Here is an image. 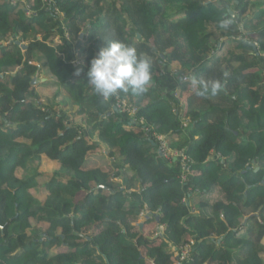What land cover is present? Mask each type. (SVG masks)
Instances as JSON below:
<instances>
[{
  "label": "trees",
  "instance_id": "trees-1",
  "mask_svg": "<svg viewBox=\"0 0 264 264\" xmlns=\"http://www.w3.org/2000/svg\"><path fill=\"white\" fill-rule=\"evenodd\" d=\"M109 40L151 59L146 93L88 84ZM193 78L222 87L196 89L184 123L174 91ZM153 132L188 157L187 182ZM192 241L190 264H264V0H0V264H174Z\"/></svg>",
  "mask_w": 264,
  "mask_h": 264
},
{
  "label": "clouds",
  "instance_id": "clouds-1",
  "mask_svg": "<svg viewBox=\"0 0 264 264\" xmlns=\"http://www.w3.org/2000/svg\"><path fill=\"white\" fill-rule=\"evenodd\" d=\"M230 20H225L222 27H228ZM82 68H77L79 76ZM88 84L102 98H111L119 93L142 95L148 91L152 82V61L130 44L119 40H109L90 62L87 71ZM191 87L199 89V95H215L222 87L220 81L204 83L193 78Z\"/></svg>",
  "mask_w": 264,
  "mask_h": 264
},
{
  "label": "built area",
  "instance_id": "built-area-1",
  "mask_svg": "<svg viewBox=\"0 0 264 264\" xmlns=\"http://www.w3.org/2000/svg\"><path fill=\"white\" fill-rule=\"evenodd\" d=\"M63 25V23H61ZM66 37L68 36L65 34ZM77 56V55H76ZM115 108L121 109L123 112H126L130 115L131 117V124L133 123L134 125L138 126H143L145 123L144 118H137L136 115L138 113V108L134 107L132 104H130L126 100H121L117 99ZM145 131H148L149 129L147 127H143ZM154 138L158 142V151L162 154V157L165 158L167 161L175 160L179 162L180 167L183 170V174L181 176L182 182H187L189 177H188V172L190 170L189 166V159L185 155L183 151H175L169 146V142L166 136L164 135H159L156 132H153ZM145 217L144 213L141 214V217ZM195 247V242L192 241L190 244H187L183 247H172L171 251L173 253V261L174 264H190L192 263V255H193V249Z\"/></svg>",
  "mask_w": 264,
  "mask_h": 264
},
{
  "label": "rangeland",
  "instance_id": "rangeland-1",
  "mask_svg": "<svg viewBox=\"0 0 264 264\" xmlns=\"http://www.w3.org/2000/svg\"><path fill=\"white\" fill-rule=\"evenodd\" d=\"M47 1V0H46ZM63 16V14H62ZM61 23H64L63 20H60ZM83 38V34L80 35V38ZM56 43H61L62 42V39L59 35L56 36L55 40H54ZM77 55V63H79L81 66L84 65L83 63V59H82V56L80 55V53L76 54ZM75 61V62H76ZM179 67L177 64H174L172 66L169 67L168 71L166 70L165 71V74L168 73V72H171L170 75H173L175 76L176 72H179ZM180 81H184V77H180ZM181 83L179 85H177V91H174V97L180 101L181 105L183 106V112H182V121L184 123H188L190 121V118H186V106H187V100L189 97H191L193 95V93L195 92L196 89H193L191 86H188L187 87V90L184 91L183 88H181ZM165 92L167 94V92H169L168 88L165 87ZM260 99H258V102L259 103ZM72 109V108H71ZM74 110V108H73ZM80 122V120H79ZM178 141V140H176ZM105 151V150H104ZM176 151V150H175ZM212 152V151H211ZM95 161L98 163V165L100 167H104L105 165L107 166L108 165V161L106 160L105 156H104V153L103 154H99V156H95L94 157ZM114 162V161H113ZM110 166V164L108 165ZM112 166L115 167L116 164L115 163H112ZM55 167L52 166L48 160V158L44 157L43 158V165H42V172L45 174L43 175L42 177H39L38 180L41 184H44L46 183L49 179H50V176L52 175V173L55 171ZM23 170H19L16 174L17 175H21ZM120 182V181H119ZM35 195L37 197H39L40 199H44L46 197V193L45 192H42V193H37L35 192ZM144 215H146V213H144ZM139 222H144V219L145 217H142V218H139ZM143 229H145V235H148V236H151L155 239H157V235H159L161 233V228L159 229L158 227L155 228V226H143ZM156 243H159L160 241L157 239L155 240ZM261 257L264 261V254H261Z\"/></svg>",
  "mask_w": 264,
  "mask_h": 264
},
{
  "label": "water",
  "instance_id": "water-1",
  "mask_svg": "<svg viewBox=\"0 0 264 264\" xmlns=\"http://www.w3.org/2000/svg\"><path fill=\"white\" fill-rule=\"evenodd\" d=\"M81 38H82V36H81ZM37 82H38V75H36L34 77L32 84L35 85ZM160 155H162V154L160 153Z\"/></svg>",
  "mask_w": 264,
  "mask_h": 264
},
{
  "label": "crops",
  "instance_id": "crops-1",
  "mask_svg": "<svg viewBox=\"0 0 264 264\" xmlns=\"http://www.w3.org/2000/svg\"><path fill=\"white\" fill-rule=\"evenodd\" d=\"M105 158H106V157H105ZM106 160H107V159H106ZM108 165H109V163H108ZM108 165H107V166L105 165L104 167H110V166H108Z\"/></svg>",
  "mask_w": 264,
  "mask_h": 264
}]
</instances>
